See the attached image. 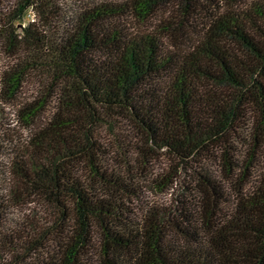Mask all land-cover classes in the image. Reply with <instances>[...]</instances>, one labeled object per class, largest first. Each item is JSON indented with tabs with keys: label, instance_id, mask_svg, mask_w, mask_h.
<instances>
[{
	"label": "trees",
	"instance_id": "trees-1",
	"mask_svg": "<svg viewBox=\"0 0 264 264\" xmlns=\"http://www.w3.org/2000/svg\"><path fill=\"white\" fill-rule=\"evenodd\" d=\"M0 54V264H264V0H0ZM186 168L183 205L129 207Z\"/></svg>",
	"mask_w": 264,
	"mask_h": 264
},
{
	"label": "rangeland",
	"instance_id": "rangeland-1",
	"mask_svg": "<svg viewBox=\"0 0 264 264\" xmlns=\"http://www.w3.org/2000/svg\"><path fill=\"white\" fill-rule=\"evenodd\" d=\"M128 26L132 30H138L140 25L132 19L128 20ZM142 28V27H141ZM140 28V29H141ZM7 64V59H5L0 54V68L4 67ZM28 82L25 84L22 94V102H28L32 97H37L45 89L46 77L42 73L35 72L32 74ZM49 80V79H48ZM8 115L11 108L7 106L5 108ZM10 122L12 119H8ZM118 125L120 128L116 129L114 132L110 131L107 127H102L97 130V139L103 148H106L109 151L107 156V161L111 165H119L123 161L120 156L116 153V145L114 140V133L121 134V136L128 138L134 142H140L139 137L135 130L129 125V121L126 119L119 118ZM126 125H125V124ZM17 132L21 135V139H27L28 132L26 130H19ZM240 149H244L241 145L238 146ZM161 157H158L156 161L152 162L149 171L152 173L156 172H165L171 165L175 164V159L169 154L161 153ZM206 168L212 172V175H216L218 172V165L215 161L206 162ZM180 172L181 179L177 181L172 187H169L166 190L160 191L157 188L149 184L150 175L145 180L139 184L140 191L137 197H131L128 202L129 207L135 209L138 213H145L151 206H162L167 208H177L183 205L181 200L192 197V194H195L194 191H191L187 186H194L197 183L199 176L197 173L189 168L182 169ZM85 172H82V174ZM23 214L30 215L36 210L37 214H42V208L38 201V198H33L32 201L26 203L22 208Z\"/></svg>",
	"mask_w": 264,
	"mask_h": 264
}]
</instances>
